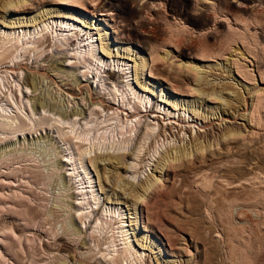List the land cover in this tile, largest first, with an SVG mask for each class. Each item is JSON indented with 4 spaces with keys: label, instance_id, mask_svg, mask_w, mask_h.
Listing matches in <instances>:
<instances>
[{
    "label": "rangeland",
    "instance_id": "obj_1",
    "mask_svg": "<svg viewBox=\"0 0 264 264\" xmlns=\"http://www.w3.org/2000/svg\"><path fill=\"white\" fill-rule=\"evenodd\" d=\"M19 1L0 0V105L9 104L10 115L25 120L31 132L22 131L18 137L0 126V138H13L0 142V264H113L110 254L121 247L119 241L110 246L98 227L100 220L95 218L89 226L88 218L79 215L85 212L77 204L81 200L68 148L50 124L59 111L70 114L73 108L85 110L83 119L69 118L79 121L74 129L79 132L86 123L101 126L117 115L116 105L102 112L86 98L74 100L64 93V88L75 86V76L112 101L109 90L74 57V45L61 47L45 33L36 39L35 50L15 48L18 35L32 32L33 20L48 17L43 23L65 21L82 29L83 41L82 34H91L97 54L110 64L107 68L117 72V65L125 64L121 79L128 76L136 94L149 97L147 109L156 111L146 121L152 131L141 144L140 160L125 151V162L139 161L135 169L115 171L107 164L84 162L91 177L83 174L86 186L91 181L99 203L105 200L104 206L122 214L114 227L125 223L126 238L143 255L137 264H264V100L257 118L249 114L254 97L264 95V52L259 50L264 48V0H27L5 6ZM179 26L188 32L175 39L178 45L169 43L170 30ZM4 34H14L6 45ZM106 43L111 56L101 51ZM64 56V67L54 69ZM141 64L146 67L138 80ZM26 70L38 73L34 95L55 112L49 107L37 113L30 109V87L23 83ZM63 82L68 84H54ZM45 118L53 119L48 123ZM137 120L133 117L131 124ZM144 120L126 133L129 148ZM127 124L131 127L130 121ZM67 127L64 131L71 133ZM199 143L202 152L195 151ZM107 146L91 155L117 154ZM183 149L194 155L161 169L166 155ZM59 158L67 160L61 167ZM107 170L120 176L118 185L123 179L125 189L131 185L139 194L148 180L153 184L143 193L145 199L134 205L128 190L107 183Z\"/></svg>",
    "mask_w": 264,
    "mask_h": 264
},
{
    "label": "bare ground",
    "instance_id": "obj_2",
    "mask_svg": "<svg viewBox=\"0 0 264 264\" xmlns=\"http://www.w3.org/2000/svg\"><path fill=\"white\" fill-rule=\"evenodd\" d=\"M26 2H27V0L19 1L17 4H13V3L9 2V3H6L5 6L13 7V6L25 4ZM212 10L214 11L215 14L219 13L218 9H216L215 7H212ZM49 18L50 17L45 18L39 22H37V19L33 20L32 21V27H33L32 32L31 31H23L22 36L20 38L18 35L17 36L18 40L16 43H18V41L20 40V44L18 43L17 47H15V48L19 47L21 50L29 48L30 52H31V50H35L39 46V45L35 46L36 45L35 43L37 41H39L36 39L39 38L40 36L43 37L45 35V33L47 35L49 34L50 39L53 42H56V41L59 42L60 43L59 46H61V47L74 45L76 47L74 50L75 51L74 57H76L78 62L82 63L84 65V67H86V69H88L89 71L91 70V71L95 72V76L97 78H99L98 80L102 81L103 82L102 85L104 87L106 86V89L109 90V96H111V99H113L112 101H107V100H105L103 95H100V93L98 94L96 92H93L91 89V86H89L88 80H84L85 83L83 84L81 81L78 80V77L75 76L73 81H72V82H74L75 86L74 87L70 86L69 88H66V89L62 88L63 89L62 91H64V93L72 96V98L74 100H75V98H77V99L80 98L81 101H83L84 98H86V102H88L89 106L90 105L92 106L93 104H97V105H99L98 107L101 108L100 111H102V112L105 110L107 111V109H112L113 106L116 105L114 107L115 111H113V115L115 113H117V115L115 114L113 117H109V119H106V120L104 119L103 121H105V124L103 122L101 126H98L99 123L98 124L95 123L96 125L94 127H91V126L89 127L86 123L85 128H82L79 132L78 129L74 131V129H76L75 124L79 123V121L78 122H75L73 120L70 121L69 118H70V116H73V117L79 116L78 120H80L81 118L83 119L85 116L84 115L85 110L83 107L82 108H75V109L73 108V110L71 111L70 114H67L66 112L59 111L58 114L56 115V116H58V115L59 116L57 118H54V119L52 118L54 120V122L50 123V124L55 127L56 131L59 132L58 135L60 136V138L64 142V144L67 145V148H68V153H69V160L68 161L72 167V170H73L72 172L75 173V175H76L75 182L77 183V186H78L76 193L80 196L79 199L81 200L80 201L78 199L80 202L79 203L77 202V204L80 205L81 209L86 210V211L83 210V212H85V213H83L84 215L82 213L78 212L79 215L81 214L82 217L84 216V218L85 217L88 218V225L89 226H91V223L95 220V218H96V220L97 219L100 220L99 224L101 226L99 225L98 227L101 228L100 230H102V232L105 233L104 234L105 237L107 235L106 239H109L108 242L111 244L110 246H114V245L116 246L117 245L115 243L116 241H119V244H121L120 249L117 248L114 250L115 254L112 255L109 253L111 255V257H109V260H108L109 263H113V264H133L134 263V264H137V261L139 263H141L143 255L141 253H137V251L134 250L131 242L128 241L129 238H126L127 237L126 233L128 231L124 230L126 227L125 223L124 222L121 223L122 225H120L119 227H114V225L116 223H118L115 221L116 220L115 218L116 217L117 218L123 217L122 214H120L118 210L114 209V211H113V210L109 209V207L104 206L107 204V202H105V200H104V202L99 203L100 202L99 198H97V196L94 194L93 186L91 185V183H92L91 181L88 182L90 185L86 186L87 182H85V177H83V174L86 176V178L88 180H91V177L89 175L90 173L88 172V169L86 168V165L84 162H86V164H87V162H89V163L93 164L94 167H97V166H95V163H96V165L103 164V166H105V164H107L112 169H115V171H117V169H119V168H122L125 171H127L129 168L135 169V167H137L139 161L138 162H134V161H136V158H138L140 155V152L142 150L141 148L143 147V146H141V144L143 142H145V137L147 135H149L150 132L152 131L151 130L152 127H150L148 124H146L147 118L150 117V114H155L156 111H154L153 108L150 110L147 109V104L145 103V101H147V103H150L149 97L138 96L136 94L135 87L131 86V83H129V80L127 79L128 76L124 77L126 79H121V78H123V77H121V75H123V73L125 75V69H123L125 64L124 65H121V64L117 65V72H115L114 69L111 70L112 66L110 68H107V66H110V64L107 62V60L105 61V59L103 58V55L100 56L99 54H97V52L95 50L96 46H95V43L92 42L93 37H91V34H88L87 32L82 34V37L86 36V39L83 41L82 38L79 37L81 35V32H83L81 28H80L81 30H78L77 28L73 27V25H71L65 21H52V22L43 23L46 19H49ZM38 25H39V28H37ZM245 28H247V26H245ZM187 32H188V30L183 26H179L177 29H171L170 30L169 43L178 45L180 42H179V40L175 41V39L178 37H183V34L187 33ZM234 34H239V35L242 34L243 35L245 33H234ZM13 35L14 34H6L4 37H2V42H3L2 44L6 45L9 42H11L12 38H10V36H13ZM49 36L46 38V40H45L46 42H47ZM23 39H24V41H23ZM241 39H242V37H241ZM45 41H43V42H45ZM85 42H87V43H85ZM38 43H40V42H38ZM41 44L42 43H40V45ZM250 44L252 45V41L249 43V45ZM259 50L261 52H264V48L259 49ZM6 51H3V52L6 53ZM101 51L104 54L111 56L113 50L106 43L101 47ZM151 53H153V51H151ZM3 54H2V56H3ZM100 54H101V52H100ZM64 57L65 58L63 61L56 62V64L59 66L58 67L54 66L53 67L54 69L60 70L61 67H64V65H65L64 61L65 60L67 61L66 56H64ZM154 57L156 58V56H154ZM0 58H2V57H0ZM114 58H115V55H114ZM117 62H118V59H117ZM145 67H146V64H141L140 69L139 68L137 69L136 79H138V80L140 79L139 75L142 73V71L145 69ZM128 70H129V68H128ZM13 71H14V69H13ZM37 74L38 73H36V72L26 70L24 78H23V83H24L25 88L27 89V87H30V95H29V97H26L27 102L30 103L29 104L31 107L30 109L34 113H37V112H35V110L37 111V109H39V108L45 110L46 107H49L50 110L47 108L46 109L47 111L49 110V112H50L51 110H54V112H55L54 106L50 105L48 102H44L42 99H40L39 97L34 95V92L37 88L36 84H34V82H35L34 78ZM117 77L120 78V81L117 79ZM50 80H52L51 77H50ZM111 83L113 84V86H111ZM54 84H55V86L56 85H58V86L62 85L63 87H65V84H68V83L63 82L62 84L61 83L60 84L54 83ZM123 86L125 89H123ZM83 89L85 92L83 91ZM84 93H85V96H83ZM126 93L130 94L132 97L129 98ZM66 94H64V95H66ZM78 96H80V97H78ZM263 97H264L263 94L256 95L254 97V100L251 104V111L249 112L250 118L251 117L257 118L258 108H259V105L261 106L262 100H264ZM3 98H4V95H3ZM134 100H138L137 102L139 104L138 103L132 104V102H134ZM0 103H1V101H0ZM75 103H76V101H75ZM142 104H144V106ZM263 104H264V102H263ZM6 105H7V106H5L6 108H4L2 105H0V126L4 130L5 129L12 130L14 132V134H16V132H17L18 133L17 135L19 137V134L21 135L22 131L25 132V130H28L27 129L28 123H26V121L23 119L21 122H19L18 121L19 119L14 112H13L14 116H13V114L10 115L11 111L8 112L7 109L11 106L9 104H6ZM53 105H56V104H53ZM140 105L143 108L142 110H140V107H141ZM14 106L16 107L15 109H19L15 105V102H14ZM122 106H125L126 108L122 109ZM128 109H129V111H128ZM98 110H99V108H98ZM98 110H97V113H98ZM33 112H32V114H33ZM119 112H120V115L123 112L124 116H122V115L119 116ZM51 113H53V112L51 111ZM95 114H96V112H95ZM253 114L254 115L256 114V115L254 116ZM133 117L138 118L137 122H135L134 125L131 124ZM143 117L146 120H144V122L141 124L140 130L138 131V134L135 135L134 144L131 145L129 148L128 143H129V141H131L130 140L131 138L127 137L126 133L130 132L134 128H137V124L139 125L141 123V119ZM156 117L157 116L154 115L153 119H155ZM28 119H29V117H28ZM52 119L50 121H52ZM31 120L29 119L28 121H30V123H31L32 122ZM45 120H48V123L50 122L49 119H47V118L44 119V122H47ZM129 121H130L131 127H128L127 123ZM16 123H18V124H16ZM48 123H43V124L46 125ZM65 123H68L69 127H67L68 125L63 126ZM172 123L174 124L176 122H172ZM172 123L170 122V125ZM89 124H91V123H89ZM51 125L48 124V126L46 125V127H50ZM39 126H42V125H39ZM142 126H144L146 128L145 132L142 130V128H143ZM30 127H31V125H30ZM65 127H67L69 132H71L72 134L65 132L64 131V130H66ZM43 128H45L44 125H43ZM149 128H150V130L148 131ZM172 128L173 127L171 126V129ZM33 129H34V127H33ZM10 130H9V132L12 133ZM29 130H30V128H29ZM47 130H49V129H47ZM34 131H35V129H34ZM163 131H165V129ZM29 132H31V131H29ZM29 132H28V134H29ZM14 134L12 133V135H14ZM44 134H45V136H49L47 131H45ZM159 134H157V137ZM25 135H26V137H28L27 133ZM39 135L41 136V133ZM229 135H232V134H229ZM37 137H38V135H36V138ZM31 138H33V136ZM50 138H51V136H50ZM8 139L12 140L13 138H11V137H9L7 139L0 138V142L3 143L4 140H8ZM138 143H140V144H138ZM197 145L198 146H196L195 151L196 152H202L204 150V146L201 143H199ZM106 146L109 150L111 148L117 149V151H118L117 154L116 155H114V154L113 155H110V154L107 155V153H106V155L100 154V155H97V158L93 157L91 155L92 152L94 154L96 153L95 152L96 149H101L102 147L106 148ZM60 151H61V149H60ZM125 151L128 152L127 153L128 157L129 156H130V158H131V156L134 157L133 158L134 161H132L129 164L127 162H125V157L127 156L125 154ZM191 155H194V151H190V152L186 153L185 149H183L181 151H175L174 155L171 152L170 154L166 155L163 158V160H162L163 163L161 164V169L166 167V164H168L169 162H178V161L183 160L184 157H188ZM138 160H140V158H138ZM65 161H67V160H61L59 158V161H58L59 164L58 163L57 164L60 165V167H61L63 165V162L65 163ZM104 171H106L105 168H104ZM110 172H111L110 170H107V172H106L108 175L106 177V180L108 181L107 183L110 182V183H112V186H113V184L116 186H119V188H121L122 191L128 190L129 193L126 195H130L133 198H135L134 203H133L134 205H136L139 201H143L145 199L143 193L148 191V188L153 184V182H151V180H148L149 184L146 183V185L142 186L141 188H142L143 193L139 194V192L135 191L131 185H130V187H128V189H125L126 183L124 182L123 179H121L122 183L118 185L117 182H118L120 176L117 174L111 175ZM137 173H139V172H137ZM72 174H70V175H72ZM204 185L207 186V183H204ZM128 191H126V192H128ZM124 194H125V192L122 193V195H124ZM71 204L75 205L73 202ZM99 213H100V217L102 216L101 219L103 221L100 219ZM73 216L74 215L71 214L70 218L73 219ZM136 222H137V219H136ZM103 224H105V225L103 226ZM106 225L108 226V228L106 227L107 231L105 230ZM108 229L112 233L110 236H108ZM76 230L78 233L81 234L82 231L79 227ZM116 230H118L119 232H116ZM116 233L119 236L118 235L116 236ZM116 238H118V240ZM241 262L242 261H240L239 264H243ZM245 264H249V263L247 262Z\"/></svg>",
    "mask_w": 264,
    "mask_h": 264
}]
</instances>
